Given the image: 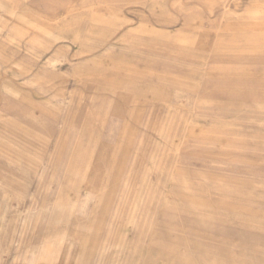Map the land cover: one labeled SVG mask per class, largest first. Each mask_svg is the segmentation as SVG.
Returning <instances> with one entry per match:
<instances>
[{
  "label": "rangeland",
  "instance_id": "obj_1",
  "mask_svg": "<svg viewBox=\"0 0 264 264\" xmlns=\"http://www.w3.org/2000/svg\"><path fill=\"white\" fill-rule=\"evenodd\" d=\"M71 4L125 5L138 82L72 81L51 143L0 120V264H264V0Z\"/></svg>",
  "mask_w": 264,
  "mask_h": 264
},
{
  "label": "crops",
  "instance_id": "obj_2",
  "mask_svg": "<svg viewBox=\"0 0 264 264\" xmlns=\"http://www.w3.org/2000/svg\"><path fill=\"white\" fill-rule=\"evenodd\" d=\"M72 2L0 0V120L7 115L4 107L14 98L47 110L55 118L60 95L72 81L76 87H92L110 78L138 82L112 77L91 63L94 58L105 69L125 66L109 59L115 50L104 34L119 25L117 15L125 5H108L111 16L106 18L98 14L100 10L85 11L88 4L78 9ZM77 15L92 26H73Z\"/></svg>",
  "mask_w": 264,
  "mask_h": 264
},
{
  "label": "bare ground",
  "instance_id": "obj_3",
  "mask_svg": "<svg viewBox=\"0 0 264 264\" xmlns=\"http://www.w3.org/2000/svg\"><path fill=\"white\" fill-rule=\"evenodd\" d=\"M154 5H159V4H154ZM75 6L77 7L76 4H75ZM100 6H101V4H88V7L85 9V11H87V12L99 11L101 9ZM0 11H3V9L1 7H0ZM112 15H114V13H112ZM220 32L221 31H219L218 33H220ZM216 38H214V39H216ZM57 63L58 62H56L55 64H57ZM91 63L94 66H96V68L98 67L99 70H100V68L103 67L102 70L103 71L107 70L110 73V76H112V77L113 76H116V77L119 76V78H120L122 76V77H125L126 79L138 80V73H137L138 70H137L136 66H130L128 64H125L124 67H119L116 69L107 67V69H105L104 66H101V64L99 65L98 62L96 61V59H94V58H92ZM62 92H64V90H62ZM4 109L7 112V115L1 117V120L3 122H8V123L12 124L13 126L18 128L22 132H26V133L34 136L38 141L51 143L49 141V138L51 136V128L54 126V121H55V118L53 117L52 113L48 112L47 110H40V108L37 109L31 103H29L25 100H22V101L18 100L17 98L12 99L4 107ZM79 122H77V124L73 128L74 133L78 130ZM75 204H76L75 202H70L68 205H66V207L68 206L70 209H72L75 206ZM69 243H70V247H71L70 249L75 247V245L72 244L70 239H69ZM42 258L44 260L43 263H45V262L50 263L52 255L50 254L46 258L43 256ZM256 262L257 261L251 260V261H247V262H240V264H256Z\"/></svg>",
  "mask_w": 264,
  "mask_h": 264
}]
</instances>
